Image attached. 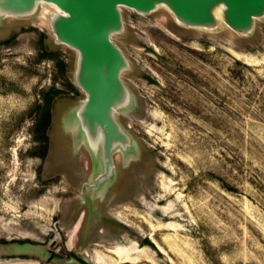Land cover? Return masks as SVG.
I'll list each match as a JSON object with an SVG mask.
<instances>
[{
  "label": "rangeland",
  "instance_id": "374dc122",
  "mask_svg": "<svg viewBox=\"0 0 264 264\" xmlns=\"http://www.w3.org/2000/svg\"><path fill=\"white\" fill-rule=\"evenodd\" d=\"M53 12L0 26V264H264V19L241 37L126 9L136 149L84 195L96 172L68 116L85 95Z\"/></svg>",
  "mask_w": 264,
  "mask_h": 264
},
{
  "label": "water",
  "instance_id": "95a60500",
  "mask_svg": "<svg viewBox=\"0 0 264 264\" xmlns=\"http://www.w3.org/2000/svg\"><path fill=\"white\" fill-rule=\"evenodd\" d=\"M45 6L54 8L50 26L56 44L76 53L74 81L85 95L68 116L78 124L96 172L83 186L84 195L116 180V153L136 149L120 119L134 105L124 80L132 62L116 42L127 34L126 9L150 16L164 8L184 28L216 31L226 26L241 37L252 36L264 19V0H0V26L9 18H35ZM77 256L87 262L83 254Z\"/></svg>",
  "mask_w": 264,
  "mask_h": 264
},
{
  "label": "trees",
  "instance_id": "16d2710c",
  "mask_svg": "<svg viewBox=\"0 0 264 264\" xmlns=\"http://www.w3.org/2000/svg\"><path fill=\"white\" fill-rule=\"evenodd\" d=\"M57 93H54L52 96H45L44 98V106L42 113L37 121L36 129L38 134V141L43 142L46 146V148L49 146V136L48 132L51 127L52 123V114L51 109L54 102V96Z\"/></svg>",
  "mask_w": 264,
  "mask_h": 264
},
{
  "label": "bare ground",
  "instance_id": "6f19581e",
  "mask_svg": "<svg viewBox=\"0 0 264 264\" xmlns=\"http://www.w3.org/2000/svg\"><path fill=\"white\" fill-rule=\"evenodd\" d=\"M67 264H73V263H68V262H67Z\"/></svg>",
  "mask_w": 264,
  "mask_h": 264
}]
</instances>
